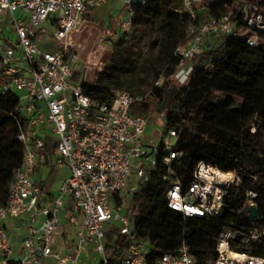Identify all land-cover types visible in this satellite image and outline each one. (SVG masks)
<instances>
[{
  "label": "built area",
  "instance_id": "2783aa9c",
  "mask_svg": "<svg viewBox=\"0 0 264 264\" xmlns=\"http://www.w3.org/2000/svg\"><path fill=\"white\" fill-rule=\"evenodd\" d=\"M106 1L0 0V12H8L4 17L7 33L0 35V94L12 92L18 96L15 118L18 139L25 148L23 162L10 182L7 201L0 206V264H43L47 259L57 264H94L97 257L98 264H115L106 254V228L113 227L128 240L126 252L116 264H197L186 241L176 252L152 256L148 241L134 230L130 218L133 197L161 167L168 182L166 202L185 216L224 215L230 193L239 190L241 179L236 171L205 161L196 164L189 182L184 183L174 167V161L184 155L175 149L176 131L166 130L155 139L149 133L153 111H132L133 104L145 96L118 89L111 101L100 102L71 81L79 54L70 34L79 29L88 9ZM123 1L130 6L136 0ZM212 1L183 0L178 9L192 20L200 13L204 15L198 25L192 22L188 26L187 40L176 47L180 61L168 78L170 85L188 83L194 57L217 36H242L251 46L261 44L264 5L260 0H237L234 9L216 14L210 13ZM130 15L128 24L132 21L131 11ZM46 23L54 27L51 37L60 42L54 50H44L40 45L41 36L47 35ZM163 81L161 78L156 84ZM160 115L165 116L166 110ZM48 142L55 146L52 153L58 154L55 165L69 169L53 196L35 177L39 168L48 165L44 151ZM244 195V216L259 222L262 215L252 217L249 211L251 205L259 208L258 193L247 190ZM71 204L73 210L69 209ZM64 209L75 244L62 254L58 245L64 229L60 212ZM8 221L14 222L11 227ZM23 224L27 225L25 234L21 232ZM13 231L21 236L19 246ZM261 235L264 227L251 230L242 240ZM235 237L233 226L219 233L214 264H264L263 256L233 249Z\"/></svg>",
  "mask_w": 264,
  "mask_h": 264
},
{
  "label": "trees",
  "instance_id": "16d2710c",
  "mask_svg": "<svg viewBox=\"0 0 264 264\" xmlns=\"http://www.w3.org/2000/svg\"><path fill=\"white\" fill-rule=\"evenodd\" d=\"M264 5V0H260ZM183 0H136L130 4L132 34L113 42L112 53L98 73L96 82L84 79L77 67L71 78L86 94L100 102L111 101L116 89L143 95L132 111L148 114L166 110L165 131L177 133L175 149L184 155L174 167L188 183L199 161L234 170L241 182L231 192L227 211L221 216H185L168 206L165 169L159 168L152 181L140 186L130 205L134 230L148 241L152 256L176 252L186 241L197 257V264H214L217 237L228 226L236 229L233 249L264 257V235L248 239L251 230L264 227V44L251 46L242 36L221 35L194 57V70L188 83L168 82L177 65L176 47L187 40L188 26L199 24L204 14L192 20L179 11ZM237 0H213L210 13L232 10ZM239 16L235 13L234 18ZM264 40V32H259ZM79 63V61H78ZM164 78L161 85L156 82ZM126 82V87L123 82ZM215 93L227 95L218 99ZM18 96L0 94V206L8 198L10 182L24 159V144L18 139L15 118ZM255 129V130H253ZM55 146L44 148L47 164ZM41 186L45 189L44 181ZM258 193L262 219L253 222L244 216L245 191ZM51 196L52 193H50ZM71 227L65 225L62 238L68 240ZM71 245V242H70ZM128 240L115 233L107 238L106 254L119 263Z\"/></svg>",
  "mask_w": 264,
  "mask_h": 264
},
{
  "label": "rangeland",
  "instance_id": "374dc122",
  "mask_svg": "<svg viewBox=\"0 0 264 264\" xmlns=\"http://www.w3.org/2000/svg\"><path fill=\"white\" fill-rule=\"evenodd\" d=\"M101 7H104V15L106 16V21L104 24L105 30L111 27L112 23H114L115 19H117L120 20L117 23L118 31L116 33H112L111 36H108L106 34H97L95 31H90V28H83V31L80 35L74 34L72 32L70 37L74 38L75 40L72 41L74 42L75 48L78 51L80 63H83L84 59L93 60V62L99 64H102L105 60L108 61L112 53L113 42L121 37H125L127 40H129V38L131 37L132 26L131 24H128L131 16L130 6L121 0H109L107 3L100 5V8ZM123 21H125L127 25L125 27L123 26L122 28H120L119 24ZM44 27L48 31L47 35L41 36L40 45L44 50H54L60 44L59 41L51 37L54 32V27L49 25L48 23L44 24ZM12 36L15 37L14 34H12ZM261 42L264 44V40L261 39ZM79 69H81L82 74L84 75V79L85 75L86 77H88V75H90L92 72V69L90 68V70L85 74V72L83 71V64L80 66ZM123 86L126 87L125 81L123 82ZM215 96L218 99H224L227 95L215 93ZM153 113L154 116L149 127V133L151 136H153V138L158 139L165 132V116L160 115V112L158 111H153ZM57 156L58 154L52 153L49 157L50 163L43 170H40L39 168V173H37V175L35 176L37 180L44 181L45 191H52V193L55 194L58 192V189L64 177L69 175V169L67 167H59L55 165V160ZM38 184L41 185V182H38ZM69 209L73 210L74 205L71 204ZM125 211H127V209ZM65 213L66 210L64 209L60 212V216L62 217V221L64 223H67L68 220L65 218ZM114 224L116 226L119 225L117 221H114ZM116 231V227L110 229L106 228L107 238L110 235L113 236ZM58 250L60 251V253L64 254V247L61 244L58 245ZM92 255H96L95 257H97L96 252H92ZM13 258L15 259V257ZM99 259L100 258L97 257V262H95L94 264H98Z\"/></svg>",
  "mask_w": 264,
  "mask_h": 264
},
{
  "label": "crops",
  "instance_id": "0c3cea01",
  "mask_svg": "<svg viewBox=\"0 0 264 264\" xmlns=\"http://www.w3.org/2000/svg\"><path fill=\"white\" fill-rule=\"evenodd\" d=\"M108 1H106L105 3H107ZM121 1H123V0H121ZM105 3H102V4H105ZM124 3H126V2H124ZM102 4H100V5H102ZM100 5L87 10V12L84 15L83 21H82L81 25L79 26V29L72 31L74 34L80 35L83 31L82 30L83 28L84 29L90 28L89 29L90 31H95L97 34H106L108 36H111L112 33H116L118 31L117 23L120 20H117V19H115V22L112 23L111 27H109L107 30H105L104 24L106 21V16L104 15V7L100 8ZM5 16H8V12H6V11L0 12V29H1L0 35L1 36H4L7 33V31H6L7 30V27H6L7 23L4 20ZM125 21H123L122 23L119 24L120 28H122L123 26L124 27L126 26ZM70 39L75 41L74 38H72V37H70ZM106 61L107 60L103 61L102 64H99V63L93 62V60L84 59L83 63H80V61H79L78 68H80V66L83 64L84 65L83 71L85 72V74L91 68L92 72L90 75H88V77H86V75H85V80L89 81V82H96L97 77H98V73L102 69V67L106 63ZM47 192L49 193V195H50V193H52V191H47ZM54 194L55 193H52V195H54ZM13 223H14L13 221H8V225H10V227L13 225ZM65 225H69L71 227V234L72 235L70 234L68 240L66 241L62 238V234H61L59 236V244H61L64 247V253H67L74 248L75 242H74V235H73L74 233H73L72 225L69 222H67V223L65 222L64 226ZM21 228H22L21 229L22 234H25L27 231V225L23 224L21 226ZM12 233H13V238L15 240V244L17 246H19L20 241H21V236L16 231H13ZM70 242H71V245H70ZM82 259H83V261L87 262L86 261L87 259L85 257H83ZM43 264H57V263L53 259H47V260H45V262Z\"/></svg>",
  "mask_w": 264,
  "mask_h": 264
},
{
  "label": "water",
  "instance_id": "95a60500",
  "mask_svg": "<svg viewBox=\"0 0 264 264\" xmlns=\"http://www.w3.org/2000/svg\"><path fill=\"white\" fill-rule=\"evenodd\" d=\"M249 211L252 217H259L261 215L260 210L256 205L249 206Z\"/></svg>",
  "mask_w": 264,
  "mask_h": 264
},
{
  "label": "bare ground",
  "instance_id": "6f19581e",
  "mask_svg": "<svg viewBox=\"0 0 264 264\" xmlns=\"http://www.w3.org/2000/svg\"><path fill=\"white\" fill-rule=\"evenodd\" d=\"M72 44H73V46H74V48H75V45H74V42L72 41Z\"/></svg>",
  "mask_w": 264,
  "mask_h": 264
}]
</instances>
